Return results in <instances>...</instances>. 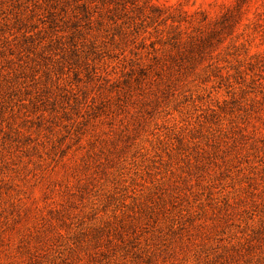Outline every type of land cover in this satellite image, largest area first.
Segmentation results:
<instances>
[{
  "label": "rangeland",
  "instance_id": "374dc122",
  "mask_svg": "<svg viewBox=\"0 0 264 264\" xmlns=\"http://www.w3.org/2000/svg\"><path fill=\"white\" fill-rule=\"evenodd\" d=\"M0 264H264V0H0Z\"/></svg>",
  "mask_w": 264,
  "mask_h": 264
}]
</instances>
